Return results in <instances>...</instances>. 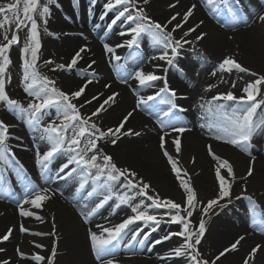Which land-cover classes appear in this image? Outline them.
Segmentation results:
<instances>
[{"label":"bare ground","instance_id":"bare-ground-1","mask_svg":"<svg viewBox=\"0 0 264 264\" xmlns=\"http://www.w3.org/2000/svg\"><path fill=\"white\" fill-rule=\"evenodd\" d=\"M70 3V0H58L60 7L67 10L68 16L64 21L55 20L49 26L55 34L51 48L61 59L62 64H68L81 47L86 46L87 48L85 52L81 53L82 59H79L78 64L73 68L79 74L67 78V89L74 92L85 83V80L91 79L92 83L87 85L83 93L85 97L82 98L81 103L89 106L93 111L113 93H118L115 102L105 105L106 110L101 111L105 117V128L114 129L131 112L132 116L125 123L122 133L129 129L133 133H139V135L110 136L102 140L99 148L104 153L123 159L129 164V169L138 173V177L143 178L145 182L161 184L163 189L171 195L185 200V193L179 186V180L160 147L161 136H164L165 148L178 162V167L187 172V177L184 178H190L191 185L197 194L205 197L216 196L219 188L215 174L218 162L208 152V145H211L217 156L227 159L232 164L235 173L234 179L229 178L232 189L230 206L226 207L228 208L226 210L228 217L216 222L210 231L208 242L212 256L215 258L225 248H229L240 236H244V240L240 242L237 249L227 252L217 263L244 264V260L252 248L260 245V250L255 258L249 261V264H264V231L256 226L260 220L257 217L251 220L242 205L248 195H253L264 212V149L260 150L261 141H258L264 134L258 137L256 135L252 141L253 146L250 151L252 156H255V161L252 164L253 174L247 176L252 157L228 143L214 139L215 129L201 127V125L216 122L219 119L217 115L207 111V102L211 101L213 96L227 91H232L237 96L244 95L242 89L249 83L231 79L227 72L219 71L217 67L212 66V63L219 65L226 56H231L242 66L250 69V72L264 75V22L258 20V15L264 14V0H239V4L233 0L231 6L236 13V21L221 7L219 13L227 22V26L249 22L247 26L233 30H228L213 21L208 15L212 10L204 2L202 4L197 0H179L176 7H169L175 4L176 0H150L149 3L153 10L161 12L158 14L160 18H164L174 8L185 12L191 5H196L193 15L188 20L191 22L190 26L184 24L182 28L185 27L188 31L189 28L195 27L197 24L200 26L186 37L191 43L183 46L194 53H203V56L198 60L191 58L177 60L173 66H169L166 61L152 59L153 56L160 55L161 46L152 44L151 40L138 41V45L141 47L138 58L130 60L126 56L125 64L114 62L117 54L106 52L104 47L105 44L111 47L113 45L108 40L106 41V37L101 42L93 41L91 31L95 29L98 31L116 30L117 35L115 36L124 42L130 37L121 35L122 32L126 33L122 29V25L117 28L109 27L110 23L106 24L104 11L97 2H95L96 7L92 8H88L80 1L76 7ZM102 15L103 19H101ZM163 20L162 23L165 24L167 19ZM201 21H203L202 24ZM177 23H181V21L169 24V30ZM182 28L177 29L173 35L177 38L183 35V32L186 31H183ZM201 33H206V35L197 41L196 36ZM143 58L146 59L145 64L139 65ZM92 61L95 63L92 68H89L88 65ZM120 66H126L124 69L129 74L128 83H119L115 76V69ZM141 69L145 73H155L163 78L144 85L149 89V96H155L160 89L164 88L166 80L167 86L177 92V98L173 102L178 106L186 105L188 109L181 112L175 109L168 116H164L162 110L160 112L155 109L152 110L153 117L147 116L141 109L147 98L136 93L140 83L135 78V73ZM213 72L216 73L215 76L212 75ZM250 72L245 74H247V78L251 79V82L256 77H253ZM233 82L236 84L235 88L232 87ZM208 85H215V87L206 91ZM94 96H97L98 99L92 100ZM156 98L166 101L170 98V94L161 92ZM257 99L264 100V90L261 89V94ZM89 100L92 102L86 103ZM141 100H144V103L141 104ZM212 104L238 106L230 101H212ZM160 105L162 108V106L170 104L162 102L157 106ZM12 118L7 113H0V120L11 126L9 138L6 141L10 149L7 154L8 162L0 161V236L5 234L9 228L13 229L9 240L0 243V248L4 249L3 252H0V260L8 259L11 264H37L30 257L40 254L46 257V260L40 264H47V258L50 256L55 242L57 255L54 258V264H100L99 261H96L91 248L90 232L100 236L102 229L97 225L114 227L125 220V218L122 219L121 213L127 214V218L132 216L126 203H122L120 200V202H115L114 197L118 199L125 193L126 188L122 186L123 182L114 184L113 189L109 188L103 184V181L94 182L92 177L86 176L85 172L75 164L69 165L68 168L72 172L69 176H65L58 171V163H67L70 155L74 154L66 149L56 153L48 163V167L42 169L37 164L38 153L42 155L50 148L46 134L37 132L42 131V127L33 130L32 134L29 128L22 130V127L15 124L16 122ZM256 119H264V104L257 110ZM161 122L164 127L161 126ZM173 125L184 126L189 130L182 134L176 133L172 131ZM177 136L181 140L179 154L176 153L172 142L173 138ZM113 139L116 141L115 144L112 143ZM221 174L227 175L226 170L221 169ZM48 177L53 180L47 187L44 183ZM44 188L48 189L47 195L50 196V199L43 201L41 208H35L31 203H23L25 199L31 198L30 193L33 190L39 191ZM245 188L246 192L243 191ZM89 193L92 195L89 196ZM105 197H111V199L90 216L86 223L81 211L87 213ZM117 205L119 206L117 207ZM21 209L32 212L33 215L21 216ZM37 217L41 219H37ZM262 217L264 219V215ZM163 224L167 226V229L163 227ZM21 225L29 231L21 232ZM145 226L146 223L136 221L125 230L122 238L115 244L113 252L119 255L117 258H112L113 264H179L176 257L167 255L171 253L172 249L167 247L168 245L163 240L166 234L173 233L172 231L176 229L162 221L159 225L162 234L158 237L149 228L145 229ZM257 229L259 230L257 231ZM134 231H139V236L136 241L129 243ZM53 232H55V236L35 235V233ZM127 233L130 234L123 239ZM103 235L106 236V234ZM150 241H152L151 245H148ZM156 241L161 242L156 243ZM37 243L44 247L36 248L35 244ZM122 243L131 246L126 248ZM17 247L29 258L21 259L16 252Z\"/></svg>","mask_w":264,"mask_h":264},{"label":"snow or ice","instance_id":"snow-or-ice-1","mask_svg":"<svg viewBox=\"0 0 264 264\" xmlns=\"http://www.w3.org/2000/svg\"><path fill=\"white\" fill-rule=\"evenodd\" d=\"M72 2L73 6L76 7L78 0H72ZM93 2H95V0H93ZM149 2L150 0H107L104 4L106 13L112 10L116 11V15L113 18L111 25H115L118 21L127 22L129 24L128 32H122L121 35H129L131 38L126 41V44L117 45V47L126 46L132 48L133 46L138 45L139 38L146 34L153 39L155 44L163 47V51L160 55L153 56L152 59L166 61L169 66H173L175 57L179 55L183 45L191 43V41L187 40L186 37H188L192 32H195L200 25L197 24L195 27L189 28L188 31L184 32L183 36L179 39H177L173 33L176 32L177 29H181L184 24L188 22L189 18L193 15V10L196 8V5H191V7L183 13L181 23L175 24L171 30H168V24L176 21L181 14L176 13L171 16L167 23L161 24L149 17L142 7H139L140 3L147 5ZM203 2L206 3L212 11H219L221 7H223L229 14L232 15V19L234 21L237 20L234 8L231 6L233 0H203ZM234 2L239 4V0H234ZM178 3L179 0H176V3L170 5L169 7H176ZM53 4L56 5V7H60L57 0H45L43 4L40 3V0H15L14 3H0V15L3 16V18L0 19V30L4 31V40L7 41L6 43H0V103H4L7 108L12 111L26 114L28 123L36 126L41 125L43 116L46 114L48 109H55L59 122L56 120H50L48 124L42 128V131L46 134V138L50 144L48 151L44 152L42 155L38 153L37 164L40 165L42 169L48 167V163L56 153L66 149L68 152L74 154L70 155L67 163L62 166L60 171H64V169L68 168L70 164H75L88 176L92 177L94 182L103 181L104 185L112 188L117 182L124 181L125 183L122 186L128 189L129 192L136 189L138 191L135 195L146 197L147 200L151 201V204L145 206L144 210H141L142 205L140 204L133 206L131 210L135 213V215L129 216L127 219L123 220L114 227H102L97 225V227L102 229V234L100 236L94 232H90L91 248L95 258L100 262V264H105L104 258L106 256L111 257L114 255L112 249L115 247V243L122 238L125 230H127L134 222L143 221L146 224L150 222L153 225L159 226L162 222V217L158 219L157 215L149 214L147 208H164L168 210L164 213V215L169 217L168 222L182 225L181 231L169 233L163 238L164 240H168L172 236H179L183 239V243L172 249L171 254L177 258H186L187 264H216V261L220 260V258L227 252L236 250L240 242L245 238L244 236H240L230 245L229 248H225L215 257V259L211 261L204 258L200 250L202 239L207 231L206 220L204 217H206L216 206L221 208L225 207L226 205H222L220 203L221 201L227 199L228 202H231L232 183L229 178H235L232 164L227 159H222L217 156L213 152L212 146L208 145L209 155H211L213 159L218 162L215 174L219 188L216 197L208 200L207 203L204 204L199 201L198 194L195 188L191 185L190 178H184L187 177V172L178 167V162L173 159V156L170 155L165 148V139L164 136H161L160 147L163 149V154L167 157L177 180H179V186L185 193V203L182 205L173 199L163 198L159 193L149 195L148 193L151 189V185L149 183L145 182L143 178H139L138 173L135 171L128 168L118 167L114 158L111 155L104 153L98 145V141L107 136L115 137L120 134L139 135V133H133L130 129L122 133L125 123L132 116L131 112L124 117L118 126L114 129L109 128L106 131L102 130L95 122L92 121V116H97L101 111L106 110L105 105H108L110 102H115V97L118 93H113L105 99L103 103L91 113V116L85 118L81 115L78 106L73 103L72 100L78 99L85 92L87 85L92 83L91 79L85 80V83L78 90L66 93L55 86L56 82L54 80L49 79V77L42 75L37 71L38 51L41 48V42L39 39V25L35 17L38 15L42 19L44 25H47V17L50 15L49 5ZM8 13H11V16H9ZM103 18L104 16L102 15L101 19ZM258 20L260 22H264V14L258 15ZM13 23L16 28L9 39L6 25L10 26ZM200 23L202 24L203 21ZM111 25L109 27H111ZM25 28L28 29V38L22 49L21 56L23 61L24 91L29 97H33L34 101H36L30 102L27 107H24L20 101L9 97L5 86L6 69L11 64V59L8 53L13 45L20 43L18 33ZM45 31H47V28H45ZM49 34L55 35L54 33ZM205 35L206 33H201L196 36V40L199 41L203 39ZM104 47L105 51L108 53H114L115 51V49L108 44H105ZM86 50V46L81 47L68 64H56L53 60H46L44 63L55 64L52 71H56L57 69L72 70L78 64L79 59H82L81 53ZM29 52L31 54L30 59L28 58ZM170 56L171 58H169ZM115 59L118 61L121 58L119 56H115ZM94 63L95 61H92L88 67L92 68ZM218 69L221 72L228 73H231L233 70L243 73L250 72V69L242 66L231 56H226L219 63ZM250 74L256 78L242 89L244 95L237 96L234 92L227 91L226 93H218L212 97L211 101L207 102V111L209 113H214L219 117V119L216 122H209L206 125H201V127H208L209 129L216 130L214 139L228 143L252 157L247 176H251L253 174L252 164L255 161V156H252L250 151L253 146L252 141L258 133L264 134V119H256L257 110L262 104H264V100L257 99V97L261 94V86L264 85V75H258L255 72H250ZM93 75H95L94 72ZM212 75L215 76L216 73L213 72ZM135 78L139 81L140 85H149L153 81L163 79L155 73H145L142 69L136 71ZM235 86L236 84L233 82L232 87L235 88ZM106 87H109V85H106ZM213 87H215V85H208L205 90L210 91ZM161 92L169 93L173 100L177 97V92L174 89H170L167 86V81L165 80V87L160 89L155 96L147 97V100H154ZM95 99H98V97L94 96L92 98V100ZM173 100L167 101V103L171 105V108L169 109V112L164 113L165 116H168L172 109L179 108ZM212 101H230L234 102V104L238 106L232 107L229 105L228 108H226L223 104L213 105ZM91 102V100L86 101V103ZM140 103H144V100H141ZM80 107H82V105ZM201 107H204V105H201ZM179 110L186 111L185 109ZM161 126L164 127L163 122H161ZM10 127L11 126L6 124L3 120H0V161H4L5 163L8 162L7 154L10 151L6 143L9 138ZM188 130L189 129L184 126H172V131L180 134ZM69 132L72 134L69 135ZM172 142L175 146L176 153L179 154L181 151V140L179 136L174 137ZM112 143H116L115 139L112 140ZM82 144L83 147L81 146ZM89 153H91V155H88ZM221 169H225L227 175H222ZM73 171H75V169H73ZM81 187H83V184H81ZM243 191L246 192L247 189L245 188ZM47 193L48 189L46 188L40 189L39 191L33 190V192L30 193L31 198L25 199L23 203H31L35 208H41L42 202L50 199V196H48ZM88 195L91 196L92 193H89ZM135 195H129L126 192L120 195L118 199L122 203H130L135 198ZM109 199H111V197H105L87 213L81 211V215L85 222L87 223L89 217L95 214L99 208L103 207ZM237 199H240V197H237ZM247 199L252 201L251 196H248ZM118 206L119 205H117V207ZM198 206L201 211V218L199 219L198 225H195L193 224L191 218ZM20 215L31 216L33 213L21 209ZM37 219L41 218L37 217ZM256 226L260 228V230L264 231V219H261ZM53 227L55 228V225H53ZM20 231L28 232L29 230L21 225ZM12 233L13 229L9 228L5 234L0 236V243L8 241ZM103 234H106V236ZM35 235L55 236V232L35 233ZM138 236L139 231H134L129 243L136 241ZM160 242L161 241H156V243ZM35 247L43 248L44 246L37 243L35 244ZM260 248V245L252 248L248 257L245 258L244 264H249V261L255 258ZM3 251L4 249L0 248V252ZM16 252L21 259L29 258L19 249V247H17ZM56 255L57 247L54 242L51 254L47 258V264H54V258ZM30 259L36 261L37 264H40V262H44L46 260V257L40 254H35L32 255ZM0 264H11V262L8 259H2L0 260ZM106 264H113V259H108Z\"/></svg>","mask_w":264,"mask_h":264},{"label":"rangeland","instance_id":"rangeland-1","mask_svg":"<svg viewBox=\"0 0 264 264\" xmlns=\"http://www.w3.org/2000/svg\"><path fill=\"white\" fill-rule=\"evenodd\" d=\"M78 1L85 4L88 8L96 7L95 2L99 3L98 5H100L102 10L104 11V15H105V18L107 20L106 24L110 23V25H111V22L116 15V11L112 10V11H108L107 13L105 12L104 4L107 2V0H95V2H93V0H78ZM197 1L199 3L203 4V2H202L203 0H197ZM14 2H15V0H0V3H4V4L14 3ZM44 2H45V0H40L41 4H43ZM57 2H58V0H57ZM70 2H71L70 4L73 3L72 0H70ZM49 7H50V15L47 17V25H44L42 19L38 15L35 17L37 20V23L39 25V39L41 42V48L38 51L37 71L39 73H41L42 75L49 77V79L54 80L56 82L55 86L57 88L63 90L66 93H71L66 87L67 78L78 75L79 72H75V69H72V70H59V69H57L56 71H52V69L55 67V64H45L44 63L46 60H53V61H55L56 64H62L61 59L58 58L56 53H54L52 48H51V42L55 38V36L49 34V33H53V31L51 30V28L49 26L53 21H55V20L56 21H60V20L64 21V19H66L68 16L67 10L63 7H56L54 4L49 5ZM139 7H142L149 17H151L155 21L160 22L161 24H164V23H162L164 21L163 20L164 18H166L168 21L171 18V16L175 15L176 13H180L181 16L178 17L177 20L173 21L171 24H174L176 22H180L181 17L184 13V10L178 11L177 9L174 8L171 10V12L167 13L164 18H162V17L160 18L158 16V14H160L161 12H158L157 10H153L152 5L150 3H148L147 5L140 3ZM21 9H22V5H21ZM8 15L11 16V13H8ZM208 15L211 17V19H213V21H215L217 24H221V26L223 25V27H225L228 30H233L236 28L241 29L242 27H244L245 25H247L249 23V22H241L239 24L227 26V22L224 20L222 15L220 16L219 11H212ZM2 18H3V16L0 15V19H2ZM190 24H191V22L188 21L185 24V26H190ZM119 25H122V29L126 33L128 32L129 24L127 22L118 21L115 25H111V27L115 26L117 28ZM29 27H30V24H29ZM6 28L8 29V32H7L8 38L10 39L11 35L15 31L16 26L13 23L10 26L6 25ZM45 28H47V31H45ZM169 29H170V26L168 24V30ZM182 30L186 31V28L184 27V28H182ZM18 35L20 37V43L13 45L12 48L10 49L9 53H8V55L10 56V59H11V64L6 69L5 86H6V92L9 95V97L20 101V103L24 107H27V105L30 102H36V101H34L33 97H29L27 95V93L24 91L23 67H22L23 61L21 59V56H22V49L24 47V44L27 42L28 29L27 28L23 29L22 31H20L18 33ZM78 35L81 36V34H78ZM115 35H117L116 30L98 31L95 29V30L91 31V36H92L93 41L101 42L106 37V41L108 40V42H110V44L113 45V48L115 49L114 53H116L117 56H119L121 58L120 60H118L119 64L121 62L124 64L127 62L126 60H124V59H126V56L130 60H134V59L139 57L138 55L141 51V47L139 45L133 46L132 48H129L126 46L125 47H117V45L126 44L127 40L124 42H121L119 40V38ZM181 36H183V35H181ZM181 36H179V38ZM179 38H177V39H179ZM142 40L143 41L151 40L152 44H154L153 39L146 34L142 35L139 38V41H142ZM6 42L7 41L4 40V31L0 30V43H6ZM162 51H163V47L161 46V52ZM202 56H203V53H194V52L188 50L186 47L183 46V48L179 52V55L175 57L174 62H176L177 60L182 61V60H185L187 58L198 60V59H201ZM28 58L29 59L31 58L30 52L28 54ZM116 61L117 60H114V62H116ZM145 61H146L145 58L141 59L139 62V65L145 64ZM210 64H211V61H210ZM212 66H215L218 68V64L212 63ZM124 68H126V66H120L119 68L115 69V76L118 78V81L121 84L129 82V74H128L127 70ZM80 72H83V71H80ZM227 74L230 75L231 79H235V81H237V82H241V83L245 82L246 83V82H250V80H251V79L247 78V76H246L247 74H245L243 72L232 71L231 73L227 72ZM85 75H88V74H85ZM182 77H184V75H182ZM122 81H126V82H122ZM139 86H140L139 90L136 91V93L142 97H146V98L149 97V94H148L149 89L145 88L144 85H139ZM261 89L264 90V85L261 86ZM84 97H85V95L82 94L78 99H73L72 102L78 106L81 115L83 117L87 118V117L91 116V113L94 111L89 106H85L83 103H81L82 98H84ZM169 99H173V98L170 96ZM169 99H167V100H169ZM156 100H158V101H156ZM167 100L162 101L161 99H157V98L154 100H147L143 104L141 109L147 116L150 115L151 117H153L152 110H155V109L160 110V112L162 110V114H164L165 112H169L171 105L162 106V108H161V105L160 106H157V105H159V103H162V102L167 103ZM81 105H82V107H80ZM179 107H180V109L181 108L182 109H188V107L186 105H179ZM225 107L228 108V106H225ZM173 110H175V109H172L170 114H172ZM178 111H180L179 108H178ZM1 112H4L5 114L6 113L9 114V116L11 115L13 117L12 119L16 122L15 124H17L19 127H22V130L29 128V130L32 131V134H33V130L35 131L37 129H41V127L43 128L44 126H46L48 124V122L50 120H56L57 122H59L57 119V114H56L55 109H48L47 110L46 114L43 116V119H42L40 126H36V125L28 123L26 114H21V113H18L16 111H12L9 108H7V106L4 103H0V113ZM160 112L158 111V113H160ZM91 119L102 130H105V131L107 130L105 128V122H104L105 117L103 116L102 112H100V114L97 116H92ZM153 119H155V118H153ZM37 132L45 134L42 131H37ZM27 133H29V132H27ZM71 134L72 133L69 132V135H71ZM28 135H29V137H31L30 134H28ZM260 135L261 134L258 133L257 137ZM109 137L110 136H107L104 139H107ZM263 138H264V136H261V139L258 140V141H261V143L259 142L260 143V150H261V148L264 149ZM104 139H102V140H104ZM102 140L98 141V145L102 142ZM81 146L83 147V144ZM258 149H259V147H258ZM250 150L252 151V149H250ZM88 155H91V153H89ZM112 157L114 158V161L116 162L118 167L129 169V164L127 162H125L123 159L116 158L114 156H112ZM63 165L64 164L58 163V171H60V169L62 168ZM60 172H62V174H64L65 176H69L70 175L69 173H71L72 170H70V168H66V169H64V171H60ZM50 174H51V172H50ZM86 176H88V175L86 174ZM52 180H53V178L48 177L45 180L44 184L48 187L51 184ZM121 182H123V184L125 183L124 181H121ZM149 184L151 185V189L149 190V193H148L149 195H153L154 193H159L160 196L163 198L173 199L176 202L181 203L182 205L185 203V200L178 199L176 196L171 195L169 192H167L165 189H163V186L161 184L160 185L159 184H152V183H149ZM124 191H125V193L127 192L129 195H135V193L138 190L133 189L129 192L128 189H125ZM248 196H251V195H248ZM215 197L216 196L205 197L204 195L198 194L199 201L203 202L204 204H206L208 200H211ZM251 197H252V201H250L247 198H245L243 200V204H242L243 209L246 211L248 216L251 217V220L255 219V217H257L258 220H261L263 218L262 216L264 215L263 209H262V207H260L259 203H257V200L255 199V197L253 195ZM114 198H115V202H120L119 199H117L116 197H114ZM220 203L222 205H226V206L223 208L216 206L209 212V214L206 217H204V219L206 220L207 231H206V233L202 239V243L200 245V250L203 254V257L208 259L209 261L215 259L214 256H212V251L210 250V245L208 242V240L210 239V231L216 222H218L220 220H224V219H226V217H228V212L226 211L228 209L226 207L230 206L228 200H223ZM126 204L128 205V210L131 212V215L133 216V215H135V213H133L131 210L133 206L140 204V205H142L141 210H144V207L147 205H150L151 201L147 200L146 197L135 195V198L130 203H126ZM244 207H246V208H244ZM147 211L149 214L157 215L158 219L162 217L163 222H167V224L170 227H173L176 229V230L172 231L173 233L179 232L182 230V225H180L178 223L168 222L169 217L164 215V213H166L168 211L167 209H164V208H161V209L147 208ZM243 214H245V213H243ZM121 216L123 217L122 219L127 218V214H125L124 212L121 213ZM200 218H201V211H200V208L198 206L193 217L191 218L193 221V224L198 225ZM141 222H143V221H141ZM258 223H259V221H258ZM163 227H165L167 229V226L164 224H163ZM148 228L150 230H152V232H154V234L158 235V237L161 236L162 230L159 229V226L153 225L149 222L145 226V229H148ZM258 230L259 229H257V231ZM129 234L130 233H127L126 235H124L123 239H125V237H127ZM166 235H168V234H166ZM151 242L152 241L148 242V245H151ZM165 242L168 245L167 247H169L170 249H174L175 247H177L183 243V239L179 236H172L170 239L165 240ZM122 245H123V243H122ZM123 246L126 248H129L131 245L130 244H126V245L124 244ZM114 248L112 249V251L114 250ZM113 254L114 255L111 257L106 256L104 258V260L117 258V256L119 255L116 252H113ZM128 254H131V253H128ZM167 255L173 256L171 253H169ZM173 257H175V256H173ZM176 259L178 260V262H180L179 264H187L186 258H183V257L177 258L176 257ZM96 261H97V259H96ZM216 264H218L217 261H216Z\"/></svg>","mask_w":264,"mask_h":264}]
</instances>
